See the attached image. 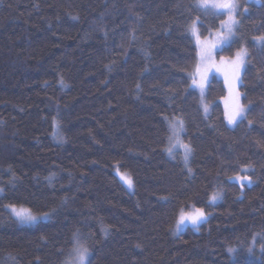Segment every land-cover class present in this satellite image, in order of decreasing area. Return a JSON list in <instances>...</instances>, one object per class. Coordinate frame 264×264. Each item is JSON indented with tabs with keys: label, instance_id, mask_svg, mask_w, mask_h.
Listing matches in <instances>:
<instances>
[{
	"label": "trees",
	"instance_id": "trees-1",
	"mask_svg": "<svg viewBox=\"0 0 264 264\" xmlns=\"http://www.w3.org/2000/svg\"><path fill=\"white\" fill-rule=\"evenodd\" d=\"M234 4L229 127L223 82L208 113L191 88V23L224 20L199 0H0V264H64L77 242L85 264H264V0ZM191 210L206 219L177 230Z\"/></svg>",
	"mask_w": 264,
	"mask_h": 264
},
{
	"label": "rangeland",
	"instance_id": "rangeland-1",
	"mask_svg": "<svg viewBox=\"0 0 264 264\" xmlns=\"http://www.w3.org/2000/svg\"><path fill=\"white\" fill-rule=\"evenodd\" d=\"M228 0H209V6L207 8L201 6L199 0V5L204 9H210L212 11L224 14V20L221 22L217 30L211 31L205 37H200L197 31L196 22H192L189 28V34L193 40V43L196 48V65L195 71L192 75L191 88L194 89L201 100L202 109L205 113H208L209 107L204 103V95L208 82L212 76L220 79L225 87V97L222 99V108L224 112L225 122L229 127H233L240 119L245 115L246 108L241 103V94L239 92V85L241 82L242 72L246 64V56H243L242 62H237V53L242 49L238 50L233 57H217L216 54L223 47L227 46L234 37L235 25L232 26L231 32H228L226 29V22L229 20V13L227 9L223 8H213L211 4L213 3H225ZM234 3V0H231ZM236 9L232 13L236 20ZM264 41L261 39L259 43ZM263 43V42H262ZM242 108L243 113L241 116H237L235 122L230 123L229 118L237 110V108ZM171 134L168 145V153L173 156L176 153H179L181 157L185 160L187 158V148L184 146L180 139V126L176 121L172 123ZM239 179H235L238 181ZM24 209V208H16ZM201 213L199 210H191L188 213L182 215L179 227L177 230H180L183 226L188 225L193 228H197L200 222H203L206 219V216L203 214V218L199 219L196 223H193L192 218L198 216ZM35 217L34 221L31 223H22L15 215L16 220L23 225H32L39 221H44L48 217L45 215H36L31 213ZM82 247L78 242L75 244L74 249L71 251L68 259L64 264H77V254L75 249ZM84 248V247H83ZM86 263V256L84 259V264Z\"/></svg>",
	"mask_w": 264,
	"mask_h": 264
},
{
	"label": "snow or ice",
	"instance_id": "snow-or-ice-1",
	"mask_svg": "<svg viewBox=\"0 0 264 264\" xmlns=\"http://www.w3.org/2000/svg\"><path fill=\"white\" fill-rule=\"evenodd\" d=\"M201 2V6L207 8L209 6V0H200ZM211 7L213 8H223V9H227L228 13H229V20L226 22V29L228 32H231L232 30V26L235 25L237 23V21L235 20L234 16L232 15V13L235 11L236 9V5L234 3L231 2V0H228V2L225 3H213L211 4ZM261 39H264V37H262ZM247 52L246 50L242 49L240 52L237 53V62L240 63L242 62V58L243 56H246ZM243 113V109L242 108H237V110L232 114V116L229 118V122L233 123L236 120L237 116H241ZM129 184H131V181H128ZM213 199H215V197H213ZM13 212L16 215V217L22 222V223H31L32 221H34L35 217L32 216L30 210L27 209H19L17 210L15 207H13ZM203 218V213L201 212L198 216L193 217V223H196L199 219ZM182 222V221H181ZM76 254H77V264H84V259L85 256L87 254V249L83 248V247H78L75 249ZM229 251H232L231 249H229Z\"/></svg>",
	"mask_w": 264,
	"mask_h": 264
}]
</instances>
